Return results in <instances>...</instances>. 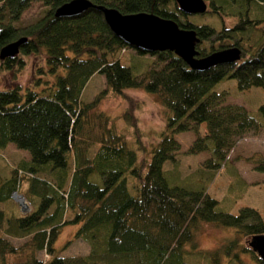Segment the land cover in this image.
Instances as JSON below:
<instances>
[{
	"label": "trees",
	"instance_id": "1",
	"mask_svg": "<svg viewBox=\"0 0 264 264\" xmlns=\"http://www.w3.org/2000/svg\"><path fill=\"white\" fill-rule=\"evenodd\" d=\"M29 1L0 0V47L26 37L17 54L0 59V68L21 62L20 54H41L51 79L0 88V150L12 143L29 156L4 164L0 174V264H264L247 244L251 234L264 232V209H218V199L207 190L235 141L264 131V103L256 117L227 101L225 90L213 88L224 77H232L239 90L264 87V0H205L202 13H184L174 0H90L122 13L153 12L193 28L199 55L233 45L240 49L238 60L201 71L170 50L147 52L154 56L148 59L131 55L140 64H135L137 73L121 63L123 50L145 51L115 36L100 10L87 7L56 16L55 7L67 0H41L47 5L43 15L16 25ZM225 18L234 20L232 25L226 26ZM94 73L127 102L119 117L133 129L135 146L115 131L106 114L93 110L94 99H82ZM130 87L153 93L166 111L148 156L136 102L125 92ZM180 131L194 134L189 153H205L184 178L163 168L165 162L178 163L174 134ZM137 149L145 151L138 156ZM246 159L253 170L264 172V154ZM13 190L33 206L15 210ZM64 223H78L73 238L88 243L85 254L55 251ZM203 223L231 226L233 233L213 247H197L194 238ZM41 251L48 257H40Z\"/></svg>",
	"mask_w": 264,
	"mask_h": 264
},
{
	"label": "rangeland",
	"instance_id": "2",
	"mask_svg": "<svg viewBox=\"0 0 264 264\" xmlns=\"http://www.w3.org/2000/svg\"><path fill=\"white\" fill-rule=\"evenodd\" d=\"M47 5L41 0H30L26 7L21 11L19 18L15 21L16 25H24L34 21L43 15ZM209 18V17H208ZM210 20V19H208ZM226 26L232 25L234 20L225 18ZM121 63L132 65V72L135 73L134 67H140L134 61L131 55L148 59L154 57L145 52L144 55L137 54L133 48L125 47ZM122 53V51H121ZM21 62L14 64L10 69L0 68V88L9 86L12 83H18L21 87L43 85V82L49 81L51 76L45 72V63L41 54H20ZM132 62V63H131ZM137 63V64H136ZM136 64V66H135ZM137 73V72H136ZM37 82V83H36ZM216 90L226 91V100L229 102L242 104L248 111L258 117L257 108L264 103V87L251 86L247 89L239 90L235 80L232 77H224L217 81L213 86ZM136 102L134 114L137 119V126L141 131V140L145 149H137V155L141 156L142 152L148 156V150L157 140L160 130L162 129L166 111L158 101L156 95L137 87L125 89ZM81 97L83 100H95L94 111L106 114L115 131L123 136L130 147L135 146L133 129L124 120L119 117L122 109L127 102L119 95L106 88L104 76L94 73L84 86ZM191 131H180L174 134L179 142L178 163L176 165L169 162L163 163V168L172 174L178 173L180 178L190 176L196 167L200 164L205 153L192 154L187 151V147L193 137ZM255 154H264V131L248 132L239 137L232 148L228 151L225 162L214 174L208 183V192L218 199L217 208L236 212L239 207L250 205L258 210L264 209V172L252 169L251 157ZM28 153L23 149L16 148L12 143L0 150V174L4 171V164L14 165L20 159H28ZM178 172H176V171ZM240 178V180H239ZM173 180V179H172ZM175 180V179H174ZM176 181V180H175ZM178 183L179 181H176ZM185 183V182H183ZM20 193V192H19ZM24 202L27 200L24 198ZM15 198V199H14ZM12 197L17 204L14 209H20L23 212L22 204L18 199V194ZM20 202V203H19ZM26 210L33 206L30 201ZM25 210V211H26ZM78 223H64L54 241L55 251L61 255L85 254L88 251V243L81 237L73 238V234ZM233 227L231 226H213L210 223H203L202 229L197 232L194 238L197 247L210 248L225 238L231 236ZM72 241L63 247L65 242ZM19 243V240H16ZM15 241V242H16ZM40 257L44 256L43 251L39 252ZM48 255V254H47ZM243 256V255H242ZM246 260V255L243 256Z\"/></svg>",
	"mask_w": 264,
	"mask_h": 264
},
{
	"label": "water",
	"instance_id": "3",
	"mask_svg": "<svg viewBox=\"0 0 264 264\" xmlns=\"http://www.w3.org/2000/svg\"><path fill=\"white\" fill-rule=\"evenodd\" d=\"M174 1L184 13H202L207 10L205 0ZM87 7L100 10L112 33L127 45L145 52L170 50L192 69L201 71L215 64L230 63L240 58V49L235 45L199 55L196 49L199 38L193 28L181 27L173 19L153 12L122 13L115 7L94 4L90 0H67L55 7L54 15L70 16ZM25 40L26 37L20 36L1 46L0 59L17 54L20 44ZM18 199L21 203L24 202L21 194H18ZM247 244L264 261V232L251 234Z\"/></svg>",
	"mask_w": 264,
	"mask_h": 264
},
{
	"label": "bare ground",
	"instance_id": "4",
	"mask_svg": "<svg viewBox=\"0 0 264 264\" xmlns=\"http://www.w3.org/2000/svg\"><path fill=\"white\" fill-rule=\"evenodd\" d=\"M126 44V43H125ZM127 45V44H126Z\"/></svg>",
	"mask_w": 264,
	"mask_h": 264
}]
</instances>
